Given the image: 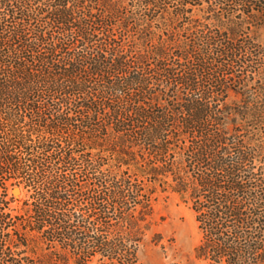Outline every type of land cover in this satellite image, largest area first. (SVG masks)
<instances>
[{"label": "trees", "instance_id": "trees-1", "mask_svg": "<svg viewBox=\"0 0 264 264\" xmlns=\"http://www.w3.org/2000/svg\"><path fill=\"white\" fill-rule=\"evenodd\" d=\"M263 30L264 0H0V264H135L170 193L197 258L264 264Z\"/></svg>", "mask_w": 264, "mask_h": 264}, {"label": "rangeland", "instance_id": "rangeland-1", "mask_svg": "<svg viewBox=\"0 0 264 264\" xmlns=\"http://www.w3.org/2000/svg\"><path fill=\"white\" fill-rule=\"evenodd\" d=\"M258 36L264 43V30ZM26 194L24 191L20 197L21 194L15 196L9 191L10 209H20ZM14 196L16 201L12 202ZM199 241L200 232L191 206L176 194L163 195L155 204L153 230L139 247L135 264H205L195 253ZM24 251L23 256L35 258L29 249Z\"/></svg>", "mask_w": 264, "mask_h": 264}, {"label": "water", "instance_id": "water-1", "mask_svg": "<svg viewBox=\"0 0 264 264\" xmlns=\"http://www.w3.org/2000/svg\"><path fill=\"white\" fill-rule=\"evenodd\" d=\"M13 194H14L15 196H19V195H20V190H19V189H15V190L13 191Z\"/></svg>", "mask_w": 264, "mask_h": 264}]
</instances>
